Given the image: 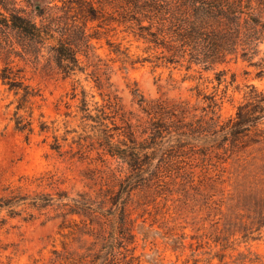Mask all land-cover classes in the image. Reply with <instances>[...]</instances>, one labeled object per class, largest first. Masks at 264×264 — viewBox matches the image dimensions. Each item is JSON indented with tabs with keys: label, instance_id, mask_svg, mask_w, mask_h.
Segmentation results:
<instances>
[{
	"label": "rangeland",
	"instance_id": "374dc122",
	"mask_svg": "<svg viewBox=\"0 0 264 264\" xmlns=\"http://www.w3.org/2000/svg\"><path fill=\"white\" fill-rule=\"evenodd\" d=\"M37 5H49L72 38L85 32L90 41L71 74L48 43L13 56L36 93L27 101L0 79V197L21 198L16 213L0 211V264H264V161L235 160L193 139L143 148L152 118L228 120L248 86L264 88L260 68L242 59L210 69L172 62L141 35L148 21L124 1L94 19L82 0ZM17 116L33 131L20 130ZM85 204L101 223L82 213ZM117 206L129 233L108 247Z\"/></svg>",
	"mask_w": 264,
	"mask_h": 264
},
{
	"label": "trees",
	"instance_id": "16d2710c",
	"mask_svg": "<svg viewBox=\"0 0 264 264\" xmlns=\"http://www.w3.org/2000/svg\"><path fill=\"white\" fill-rule=\"evenodd\" d=\"M82 1L86 5L81 9L94 19L103 6L113 5L117 0ZM118 1H124L127 9L140 13L141 18H137L140 23L148 21L147 25L141 26V35L146 41L170 53L172 62H186L187 69H191L193 65L210 69L231 60L242 59L259 67V76L264 73V49L261 47L264 45V0ZM26 3L33 8V14H29L19 0H0V60H4V65L0 68V79L10 90L21 93L23 101L35 97L36 93L25 83L22 69L12 64L13 56L38 54L41 47L49 44L57 67L66 74H71L80 64L79 48L88 46L90 41L85 32L78 39L72 38L74 29L67 23H61L49 11V5L39 6L37 0H26ZM221 82L218 74V83ZM248 88L235 114L223 123H219L214 117L206 121V125L152 118L151 131L149 137L145 138L146 145L143 148H153L155 152L168 148L173 138L179 143L193 139L203 143L214 142L217 149L228 153V157H235V160L239 155L249 153L253 155L251 158L254 162L259 159L264 161V88L256 85ZM23 105L20 103L17 109H21ZM16 122L20 130L33 131L31 122L25 123L20 116H17ZM143 133H147L146 130ZM211 138L213 139L208 142ZM52 147L60 149L58 139ZM174 156L175 154H170L166 157ZM16 198L0 197V211L9 207L11 213H16L12 207L21 201V198ZM80 207L85 216L93 215L91 222L101 223V216L96 208L86 204ZM71 213L81 212L72 209ZM111 215L108 220L113 231L105 241L108 247L116 242L114 237L117 233L120 234V239L129 233L125 207L119 206ZM252 223L257 222L253 220Z\"/></svg>",
	"mask_w": 264,
	"mask_h": 264
}]
</instances>
